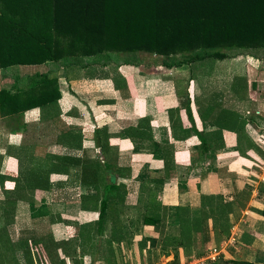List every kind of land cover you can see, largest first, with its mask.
<instances>
[{
  "label": "crops",
  "instance_id": "0c3cea01",
  "mask_svg": "<svg viewBox=\"0 0 264 264\" xmlns=\"http://www.w3.org/2000/svg\"><path fill=\"white\" fill-rule=\"evenodd\" d=\"M184 65L186 64L177 67L180 68ZM162 67H166L167 70L172 68L162 63L157 64L155 61L144 65H138L135 62L120 64L117 69L119 78L116 87L110 78L90 79L86 83H93V94L86 91L85 88L84 94H81L78 88V96L83 97L79 102L64 94L60 83L72 85L74 80H78L77 84L80 87L79 81L84 80L82 72H77L78 77L75 79L68 77L69 72H61L58 76L53 74L52 76L57 78L60 85L61 96L51 103L30 109L33 110L30 112L33 117L31 121L25 117L28 112L14 117L23 129V133L19 136L18 130L10 133L11 136H17L16 138L20 139L17 144H13L15 142L9 139L8 134L1 135L5 142L0 143V166L3 162V168H6L7 160L12 159V164H16V174H11L14 185L11 188H6L4 182L7 181V174L4 169H0V199L5 200L4 189L15 191V188H21L19 182L22 176H25L27 181L33 176L32 172L36 170H40V174L44 176L43 171L50 170L55 157L81 158L84 150H90L93 147L94 141L98 139L96 135H99L100 129H105L104 133L108 135L105 139L108 156L113 154L111 179L113 178L112 181L117 185V188L111 193L110 201L115 202L113 209L117 210L114 211V215L121 218L122 229L125 231L136 227L135 219L139 216L141 219L139 221L137 219L138 224L139 222L144 224L142 221L144 213L141 215L139 212H145L146 194L142 195L145 197L142 198L141 208L136 206L137 199L141 200L138 197H142L139 196L141 185L147 186V193L154 194L163 205L174 202L173 204L176 206H183L197 205L198 199L191 198L188 192V190L191 192V189L187 187L196 179L199 182H205L211 190L215 186L220 187L216 193H222L230 199L234 186L243 188L239 186L242 180L252 181L249 179L252 176L259 178L258 163L252 161L254 165L244 167L242 162L247 159L245 157L247 153L254 158L253 152L256 151L257 146L261 150L259 154L264 159L263 112L259 110L260 113L256 111L253 115H246L242 112L243 110L235 109L234 105L237 104V101L232 99L233 95L227 89L228 93L226 96L223 95L224 99L217 97L206 99L212 101L215 106L212 105L209 116L207 115L203 119L197 111L196 94L192 95L190 88L191 83L195 81V72L186 74H184L185 72H165L166 69L157 72L156 69ZM186 75L190 79L187 98L178 95L174 86L175 79L184 78ZM211 96L214 95L211 94ZM186 102L190 107L191 117L187 116ZM239 103L241 104V102ZM240 104L236 105V108ZM222 109L231 110L243 117L245 125L240 134L229 128L219 131V125L215 123L214 118H217ZM35 112L37 113L36 118L34 117ZM211 115L212 117H210ZM27 124H33L29 129L32 131L30 144L23 143L25 139L24 127ZM7 136L8 140H6ZM201 138L205 139L207 143H202ZM98 150L96 147L94 148L93 160H98L99 163L104 162L105 156L102 154L96 157ZM30 152H33V156L30 155ZM37 152H43V157L34 156ZM224 161L227 164H219ZM261 161L264 163V160ZM255 166L258 168H254ZM242 171L249 177L243 178ZM23 172L26 175H23ZM80 173L81 166L73 164L67 167L66 173L49 174V187L42 191H44V195L48 193L51 200L48 201L45 197L41 198L43 206L38 213L40 218L49 213L54 215L56 222L48 228H37L33 224L35 215L33 216L32 212L35 202L32 201L37 200L34 191L31 193L25 191L26 197L23 199L22 191L14 196L16 198L13 208V210L15 209V220L3 228V236L9 239L11 245H17L12 247L14 253L6 254L5 257L15 262L14 259L20 255L19 242L37 239L44 233H51L56 240L65 241L67 248L75 246L76 243L77 246L78 243H87L88 237L90 240L95 238V235L93 238L91 235L85 237V234L102 233L101 228L90 224L97 219L96 208L92 209L90 206H86L89 201H92L94 205L97 200L100 201L102 177H98L99 183H83ZM229 176L233 177L232 179L237 185L230 184ZM262 179L264 181V177ZM262 181L259 180L254 187L256 199L252 203H259L257 208L262 207L264 201V192L259 194L258 188L260 182L264 183ZM243 183L246 182L243 181ZM181 185L183 186L181 187ZM185 187L188 190H185ZM169 190H172L173 194H170ZM206 190L208 189L206 188ZM206 190H204V194H207ZM250 205L253 204L249 202V209ZM55 206H59L57 211L54 209ZM43 208L47 209L45 215L41 213ZM237 209L239 207L233 204V211ZM245 213L249 216L242 214L243 218L233 227L238 232L236 236L240 244L237 247L238 250L229 251L233 254L230 257H235L232 258L234 260L264 259V242L262 245H258L256 240H252V238H260L262 235L264 217L257 211L246 210ZM87 214L89 216L86 217ZM92 215L94 217L88 219ZM144 227L151 228L152 226L144 224ZM202 227H204L203 223ZM209 230L206 231L209 232ZM151 232L145 229L142 233H134V237L143 239L149 235L153 238L158 234L155 231L153 234ZM82 234L84 235L81 239ZM3 236L0 238L3 239ZM129 240L128 243H132L134 239L130 237ZM170 254L165 256H170ZM237 255L239 257H236ZM171 257L173 259V253ZM230 257L228 258L231 259ZM188 258L196 259L197 264L204 263L200 262L202 257L191 256ZM106 259H96L93 264H104ZM218 259L213 260L214 262L210 264H222Z\"/></svg>",
  "mask_w": 264,
  "mask_h": 264
},
{
  "label": "trees",
  "instance_id": "16d2710c",
  "mask_svg": "<svg viewBox=\"0 0 264 264\" xmlns=\"http://www.w3.org/2000/svg\"><path fill=\"white\" fill-rule=\"evenodd\" d=\"M230 48L247 50L255 56L256 53H264V0H0L1 68L37 65L104 51L149 53L160 56L163 65L173 67L209 58L222 60L228 57L224 50ZM186 53L191 54L187 60L168 61L173 55ZM99 65L101 69L94 72L99 71L100 74L86 77L110 78L116 87L120 64L109 66L102 62ZM189 83V78L175 79L176 93L187 98ZM60 96L57 78L48 72H35L25 78L15 77L9 87L0 88V117L23 115ZM195 101L199 115L206 118V113L213 106L206 110L199 95H196ZM186 106L187 116L191 117L187 102ZM215 123L219 125V131L229 128L240 134L245 120L231 110L222 109ZM17 125V128L22 127ZM31 126L33 124L25 125V134ZM104 130L98 131V139L92 149L84 150L81 158L55 157L50 170L43 171L44 176L36 170L27 179L25 187L15 188V191L4 189L5 200L2 201L15 202L14 196L21 191L23 199L27 190L47 189L50 173H66L68 166L80 165L83 183L94 184L99 183L98 177L103 179L102 197L97 209V228H101L110 194L117 188L111 180L113 154H107L105 139L108 135ZM201 139L202 143H207ZM95 147L99 149L96 157L102 154L104 162L93 160ZM105 176H109L107 181ZM234 187L230 199L222 193L200 194L197 205L183 206H165L154 194L148 193L142 221L158 229L155 230L160 234L162 254L169 255L171 248H181L186 257L205 256L207 251L201 244L203 219L214 221L216 226L213 228L218 233H227L233 224V204L242 209L247 202L249 192ZM258 188L259 194H262L264 183H259ZM256 211L264 217V201ZM41 213L45 215L46 209H41ZM170 213L177 221L176 233H164L170 228L166 225L167 214ZM51 220L56 222V218ZM3 240L0 238V247ZM30 245L38 254L42 253L47 264H64L61 253L69 250L65 241L56 240L51 233H44L37 239L19 242L25 264H34L35 251ZM178 262V254L174 252L170 264ZM233 264H264V259H240L234 260Z\"/></svg>",
  "mask_w": 264,
  "mask_h": 264
},
{
  "label": "rangeland",
  "instance_id": "374dc122",
  "mask_svg": "<svg viewBox=\"0 0 264 264\" xmlns=\"http://www.w3.org/2000/svg\"><path fill=\"white\" fill-rule=\"evenodd\" d=\"M244 51V52H243ZM226 54H228L227 58H224L222 60L216 59V58H209L208 60L204 61H194L190 64L186 63V65L178 68L177 66H173L172 68L168 69L166 67H162L160 69H156L157 72H162V70H165V72H195V81L194 83H191V93L199 95L201 97V102L203 103L206 110L209 109V106L213 105L212 101L206 100L209 98H219L224 99L223 95H227V89L228 91L232 93L233 97L232 99H235L237 101V104L239 107L236 108V105H234L235 109L243 110L242 112L246 115H253L254 112L258 111L259 113L262 111L264 114V53H256L257 55H253V53H249L250 51L247 50H239L230 48L227 50H224ZM191 54H176L171 57L169 62H178V61H184L187 60L188 57H190ZM242 58V59H240ZM184 59V60H183ZM150 61H155V63L160 64L162 63V58L160 56H153L151 54H147L144 52H123V51H104L102 53H98L96 55H88V56H73V57H65L64 59H61L60 61H49L42 64L37 65H12L6 68L0 67V88L2 87H9L13 79L15 77L19 78H25L29 75L34 74L35 72H48L50 76L53 74L58 76L61 72H69L68 77L70 79H75L78 77L77 72H82L84 80H80L81 83L78 87V80H74L73 84L66 85L64 83L61 84V88L63 90L64 94L69 95L72 97L76 102H79L82 100L83 97H79L77 93V90L81 91V94H84V88L86 91L93 94L94 88L93 83H86V81H90V78H87L86 76H94V74L98 75L100 72H94L95 69H101V66L99 64L106 63L109 66L112 65H119L126 62H135L138 65H144ZM107 67V66H106ZM108 68H105L104 70H107ZM65 76V75H64ZM188 75H186L184 78L187 79ZM94 79V78H93ZM241 86H239L240 84ZM58 83V82H57ZM238 83V85H237ZM234 84V85H233ZM254 84V85H253ZM233 85V87H231ZM58 86L59 83H58ZM234 86L236 87L234 89ZM73 87V88H72ZM72 88V89H71ZM233 88V89H232ZM214 89V90H212ZM76 92V93H75ZM75 95H71V94ZM88 95V93H86ZM214 95L213 97L211 96ZM222 108L221 106H219ZM226 108V107H225ZM261 110V111H259ZM33 110H29L28 115H25L26 119L32 120V116L30 112ZM30 114V115H29ZM209 116V113H206ZM257 114V113H256ZM24 115V114H23ZM37 113H34V117L36 118ZM212 117V115L210 116ZM217 119V118H216ZM214 118V120H216ZM21 122V121H20ZM23 122V120H22ZM17 124H20L17 122V120L12 117L11 115L1 117L0 118V143H4L5 141L2 139L1 135H9V139L12 142H15L13 144H17L20 139L16 138L17 136H11L10 133L14 130H18V136L23 133V129H18ZM41 125V124H40ZM248 126V125H247ZM45 129V128H44ZM43 130V129H41ZM24 144H30L29 140L32 138V133L29 130H26ZM252 134V133H251ZM21 138V137H19ZM8 140V136L6 138ZM261 144V142H259ZM264 147V144H262ZM13 146V145H11ZM257 146V145H256ZM92 149V148H91ZM260 148L257 146L256 151H252L254 153V158L250 154H246L245 157H247L246 160H244L243 166L249 167L254 165L252 161L259 164L258 167V176L259 178H256L255 176H252V181L249 180H242L239 183V186L246 189L249 193V197L247 199V202H245L244 208H239L237 210L233 211V224L229 231L227 233H218L213 226L215 225V222L211 219H203V228L201 232L202 237V246L204 249H206L207 254L212 251H217L219 253L218 260L222 262V264H233L235 257H230L233 254L229 251L238 250V245L240 244L238 237L236 236L238 232L234 230L235 224H238L239 220L243 218L241 215L245 214V216H249L246 212V210L251 212H256L255 209L257 208L258 204L257 202L252 203L255 201L256 196L254 195L255 190V184L260 180L262 181L264 177V163H262L264 160L263 157L259 154ZM99 152V150H98ZM257 152V153H255ZM30 155L33 156V152H30ZM36 157H43V152H37L34 154ZM244 157V158H245ZM251 158V159H249ZM101 160L104 158H100ZM99 159V160H100ZM10 160V161H8ZM6 164V168H3V162L0 166V169H4L5 174H7V181L4 182V186L6 188H11L14 185V181L12 182V175L15 173L16 164H12V159H8ZM242 160V159H241ZM220 165L227 164V162H221ZM14 167V169H13ZM18 167V165H17ZM38 168V167H36ZM235 171V170H234ZM243 172V171H242ZM18 173V172H17ZM232 173L237 176L236 173L232 171ZM16 174V173H15ZM23 175H26V173ZM30 175V173H29ZM12 176V177H11ZM246 176V177H245ZM25 176H22L20 179L21 186L25 187L27 181L24 178ZM249 177L248 175H244L243 172V178ZM233 177L229 176V182L230 184H236V182L232 179ZM105 181H107V177H104ZM103 180V179H102ZM113 180V178L111 179ZM245 181L246 183H243ZM264 182V181H262ZM260 184H263L260 182ZM237 185V184H236ZM259 185V184H258ZM183 185H181L182 187ZM187 187L191 189V192L186 188L185 190H188L191 198H194L195 200L199 199L200 194H204V190L206 188L207 194H216V191L220 190V187L215 186V188L209 189L205 182L196 179V181L192 184H189ZM231 188V186H229ZM258 189V188H257ZM31 193L30 190H27ZM89 191V190H88ZM254 191V192H253ZM44 191L41 192V190H37L34 194V196L37 198V200L33 201L34 204V211L32 212V215H35V224L37 228H48L52 224V218H55L52 214H47L46 216L40 218L38 216V213L40 211L41 206H43V203L41 204L40 199L47 198L48 201L51 196L46 193V195L43 194ZM147 186L141 185V190L139 196H142L143 194H146V198L148 199V193H147ZM220 192V191H219ZM170 194H173L172 190H169ZM77 194V193H76ZM112 194H110L111 196ZM64 196V194H62ZM144 196V197H145ZM65 197V196H64ZM142 197H138L141 200L137 199L136 206L139 208L141 206V203H143ZM111 199V198H110ZM108 200L107 205V212L106 216L103 220L102 226H101V234H95L96 232L85 234V237L88 235H91L93 238V235H95V238L92 240L87 238V243L84 242V244L77 243L75 246H72L69 248L68 251L61 253V258L64 260V264H93V262L96 259H103L107 258L104 264H170L172 257L171 254L176 252L178 254L179 262L177 264H197L196 259H189L188 257L184 256L183 251L181 248H171L170 250V256H165L162 254L161 246L159 245V236L160 234L158 231H156L154 226H150L151 228H145L144 224H141L137 222V219H141V216L137 217L135 219V228H130L128 231L122 229L123 222L120 221L121 218L119 216L114 215V211L117 209H113L114 201ZM172 200V198H169ZM147 202V201H146ZM145 202V203H146ZM249 202H251L250 209H249ZM98 200L96 201V204L91 201L86 203V206H90L92 209L96 208V211L98 209ZM111 203V204H110ZM174 202H171V204H167L165 206H176L173 204ZM37 204V205H36ZM198 204V201H197ZM48 206V205H47ZM59 206H55L54 209L57 211ZM14 208V202H4L2 199H0V237L3 236V228H6V225L15 220V209ZM141 208V207H140ZM5 210H7V214L4 213ZM47 212V209H46ZM52 212V211H51ZM141 215L144 213L142 211L139 212ZM144 215V214H143ZM175 215V214H174ZM89 216V214L86 215V217ZM115 216V217H114ZM167 226H170V228L166 229L164 233H176V222L174 219V216L170 213L167 214ZM94 215H92L90 218H93ZM97 218V215H96ZM143 218V216H142ZM17 219V218H16ZM87 219V220H88ZM19 220V219H18ZM90 222V220H89ZM93 226L96 225L97 228V219L93 220L92 223ZM140 225V227H138ZM216 226V225H215ZM80 227V226H78ZM142 227V228H141ZM207 227V228H206ZM263 228V227H262ZM148 229L149 231H152L153 234L154 231L157 232V236L151 238L149 235H146L145 237L139 238L134 237V233H142L143 230ZM209 232H207L206 230ZM239 229V228H238ZM154 230V231H153ZM158 230V229H157ZM130 233V234H129ZM237 233V234H236ZM81 235V239L83 235ZM2 235V236H1ZM234 237V241L230 239V237ZM133 238L134 240L132 243L130 242L129 238ZM4 240L1 243L0 247V264H25V260L22 256V253L20 251V255L16 257V259L9 260L4 255L10 253H14V250L12 247H15L14 245H11L9 242V239L6 236H3ZM144 240V241H143ZM252 240H256L258 245H262L264 242V230L262 232V235L260 238H252ZM146 243V244H145ZM132 244V245H131ZM31 249L35 251V254L33 255L34 264H47V260L43 259L42 253L38 254V251L35 250V247L33 245H30ZM207 247V248H206ZM236 248V249H235ZM32 251V252H34ZM232 254V255H231ZM230 257L231 259H229ZM236 257H239L237 255ZM254 257V256H253ZM69 258V259H68ZM109 258V260H108ZM216 258V259H217ZM204 260V261H203ZM200 262V264H210L214 262L211 259L205 260L203 259ZM66 262V263H65Z\"/></svg>",
  "mask_w": 264,
  "mask_h": 264
},
{
  "label": "built area",
  "instance_id": "2783aa9c",
  "mask_svg": "<svg viewBox=\"0 0 264 264\" xmlns=\"http://www.w3.org/2000/svg\"><path fill=\"white\" fill-rule=\"evenodd\" d=\"M230 239H232L234 241L233 236H231ZM218 255H219V253H217V251H212V252H209L208 254H206L205 256H202L201 260H203V259H205V260H208V259L216 260Z\"/></svg>",
  "mask_w": 264,
  "mask_h": 264
}]
</instances>
